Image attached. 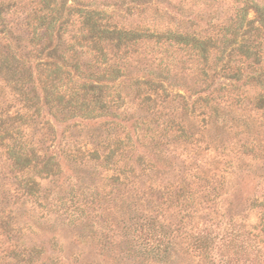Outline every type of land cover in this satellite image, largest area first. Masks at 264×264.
<instances>
[{"label":"trees","instance_id":"1","mask_svg":"<svg viewBox=\"0 0 264 264\" xmlns=\"http://www.w3.org/2000/svg\"><path fill=\"white\" fill-rule=\"evenodd\" d=\"M125 1L128 0L119 4L123 6L127 3ZM136 1L142 6V3L153 0ZM181 1L184 7L187 0ZM231 1L225 11L220 0H195L196 6L205 7L198 15L194 14L198 24H193L190 29L150 33L140 30L141 27L128 30L119 7H115L119 5L111 0H0V35L8 36L9 41L8 44L0 43V98L5 101V95L9 99L12 97L7 114L0 113V133L7 142V154L17 176L30 175L26 195L33 196V190H29L38 185L36 177L44 180L56 177L65 167L64 163L58 162L57 156L47 155L48 135L51 142H57V132L47 116L56 118L67 128L77 119L91 122L88 137L94 138L95 143L102 136L100 128L114 124L108 123V119L112 110L121 109L123 102L124 92L117 83L125 75H122L121 65L115 58L121 54V58L127 60L132 47L143 39L162 40L183 53L179 65L183 80L178 87L186 94L196 96L186 109L199 120L203 134L207 129L205 136L212 144H220L225 130L233 128L243 131L250 139L260 136L252 137L255 125L251 117L232 115L229 105L234 103L238 107L249 100L255 113L264 120V0ZM250 10L256 13L255 22L248 20ZM10 16L18 17L19 22L9 20ZM19 28L24 34L26 32L25 37L19 35ZM158 67L147 77L135 79L134 86L139 95L144 88L149 92L139 103L142 109L155 94L165 90L163 77L170 73V69L162 65ZM186 78L190 81L187 82ZM186 94H177L176 97L184 100ZM15 102H18L19 109L15 110ZM167 121L168 126L157 135L159 139L173 137L187 148L192 146L194 155L196 150L203 153L202 141L195 139L185 125H176V119L170 117ZM145 123L152 129L151 123ZM117 137H109L99 164L92 163L96 159L90 156H99L97 150L89 152L86 147L84 152L76 151V156L72 157L76 160V171L78 167L81 171L102 166L106 173L110 172L106 180L120 182L121 175L125 174L121 170L134 164L130 155L135 154L136 149L130 135L126 140ZM230 154L238 161L236 168L235 161L230 158L226 169L222 168L223 172L229 178L240 177L243 185L251 184V195L245 206L257 212V225L249 226L242 218L226 214L227 204L223 196L228 194L226 190L224 192L223 184L229 181L223 176L219 181L216 178V182H205L202 174L208 165L203 160L197 161L193 168L195 173L187 183L183 180L165 189L173 193L171 189L197 186L187 193V204L197 210L196 213L209 210V219L198 224L197 236L193 240L198 257L211 264H264V141L253 139L242 147L231 146ZM141 162L143 160L137 161L139 166H143ZM134 174L130 172L122 185L125 186ZM19 185H22L21 179ZM16 202L11 203L7 212L0 210V227L5 225L9 229L5 232L9 234L13 230L8 227L18 220L11 207ZM225 218L231 228L228 232L222 227ZM72 219L81 222L78 216ZM157 223H160L157 218L148 217L138 220L135 229L140 231V245L153 259L165 264L169 262L170 243L156 227ZM40 254L37 247L17 251L14 261L21 264L24 262L22 258L28 256L27 264H35L32 255L39 257Z\"/></svg>","mask_w":264,"mask_h":264},{"label":"rangeland","instance_id":"2","mask_svg":"<svg viewBox=\"0 0 264 264\" xmlns=\"http://www.w3.org/2000/svg\"><path fill=\"white\" fill-rule=\"evenodd\" d=\"M122 1L111 0L119 5L115 7H119L121 19L128 25V30L134 31L141 27L140 30H148L150 33L167 29H190L193 24H198L195 15L205 10V7L196 6L195 0H187L184 7L181 0L172 3L153 0L147 4L142 3V6L136 0L134 3V0L125 1L127 3L121 6L119 3ZM220 4L226 11L232 1L220 0ZM13 19L16 24L19 22L18 17L10 16L9 20ZM256 19V13L250 10L248 20L255 22ZM18 33L25 37L26 32L24 34L22 29L19 28ZM0 43L8 44V36L0 35ZM109 53L113 54L111 51ZM176 56L179 57L174 59ZM121 57L123 55L120 54L115 58L121 65L122 75H125L117 83L124 92L121 109L112 110L108 123L114 124L102 126V136L95 143L94 138L88 137L91 122L77 119L67 128V125L61 126L56 118L47 116L57 132V142H51L48 135L47 155L57 156L58 162L64 163L65 167L58 176L47 180L31 174L38 181L37 186L30 187L29 191L33 190V196L29 193L26 195L30 175L17 176L18 172L13 170L7 154V142L0 133V210L7 212L11 203L17 201L11 207L18 216L17 223L8 227L12 228V234L5 232L9 231L5 225L0 227V264H15L14 255L17 251H28L30 248L34 250L35 247L41 250L39 257L32 255L35 264H164L153 259L138 240L140 231L135 229V223L148 217L157 218L160 223L156 227L161 229L160 233L165 234L170 243L169 262L165 264H211L198 257L193 248L198 224L209 219V210L196 213L197 210L187 204V193L197 186L171 189L173 193H168L165 189L180 184L183 180L187 183L195 173L193 168L197 161L201 160L208 165L202 174L205 182L211 183L216 178L219 181V177L224 176L230 183L220 182L224 183V192L226 190L228 194L223 196L224 203L227 204L226 214L232 213L234 217L242 218L249 226L257 225V212L245 206L246 199L251 195V184L243 185L238 176L229 178L222 169H226L228 161L233 157L230 154L231 146L242 147L253 139L264 141V120L260 114L258 116L255 113L254 106L249 100L238 107L234 103L228 104L232 115L251 117L255 125L252 137L260 136L250 139L243 131L233 128L225 130L220 144H212L208 136H205L207 129L203 134L199 120L191 115V110L186 109L196 96L186 94L178 87L183 80L179 67L184 58L183 53L177 52L162 40L156 42L143 39L132 47L127 60ZM158 65L170 69V73L163 77L166 92L163 90L154 96L152 94L153 100L142 109L139 103L145 99L148 90L144 88L139 95L134 86L135 79H143L150 72H156ZM185 80L190 81L189 78ZM177 94H186V99L176 97ZM4 97L5 101L0 98V113L7 114L12 97L11 102L8 96ZM13 104L15 110L20 108L18 102ZM169 117L176 119V125H185L195 135V139L202 141L200 145L203 153L196 150L194 155L192 146L187 148L173 137L169 140L157 137L168 126ZM145 121L151 123L152 129ZM148 129L150 130L147 131ZM116 135L122 140H126L127 135L133 137L136 149L135 154L130 155L135 160L134 164L121 170L125 174L121 175L120 182L106 180L110 172L106 173L102 166L90 170L84 168L81 171L78 167L76 171V160L72 158L76 156V151L84 152L86 147L89 152L97 150L99 156H90L96 159L92 163L99 164L103 160L102 151L107 147L109 137L118 139ZM141 158L143 166L137 163L142 161ZM232 161H235L236 168L238 161ZM109 170L112 172L111 167ZM130 172H135L134 176L125 186L122 185ZM23 176H26L24 180ZM20 179L22 185H19ZM205 182L203 184L207 186ZM77 216L81 222L73 221L72 217ZM228 221L225 218L222 223L226 232L231 229ZM26 259L28 256L22 258L24 262L21 264H27Z\"/></svg>","mask_w":264,"mask_h":264}]
</instances>
